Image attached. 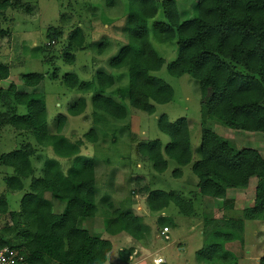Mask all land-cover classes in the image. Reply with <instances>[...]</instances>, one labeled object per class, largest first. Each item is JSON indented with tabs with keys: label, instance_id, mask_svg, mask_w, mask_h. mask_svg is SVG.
<instances>
[{
	"label": "rangeland",
	"instance_id": "1",
	"mask_svg": "<svg viewBox=\"0 0 264 264\" xmlns=\"http://www.w3.org/2000/svg\"><path fill=\"white\" fill-rule=\"evenodd\" d=\"M152 2L154 12L146 20L142 39L148 57L142 78L152 86L147 92L146 109L130 106L129 69L110 66L120 50L133 39L128 31V18L133 8L130 0H11L12 6L2 11V25L7 35L0 37V64H11V68L8 78L0 81V88H8L13 83L24 90L20 87L23 86L22 74H45L43 81L31 93L43 96L48 130L53 133L57 115L66 114L68 104L82 95L67 90L61 83L63 76L75 74L81 84L90 83V92L83 95L88 102L85 113L78 117L68 116L62 129L68 140H82L79 155L95 160L96 214L81 221L78 226L87 228L91 236L107 238L104 214L112 209L125 212L131 208L143 219L149 231L141 240L125 233L113 239L116 251L111 264H124V260H128L126 264H153L161 257L163 264H199L194 259V252L213 241L212 238L207 241L200 235V229L203 230L206 223L204 218L209 214L204 210V204H200L197 198L188 204L190 193L195 190L198 181L191 171V164L200 158L202 125L228 140L235 149H254L263 157L264 138L259 132L229 129L217 119L202 113L196 54L182 58L186 46L198 41L197 34L184 37L179 33L184 22L195 19L194 5L197 0H175L176 22L167 18L166 0ZM160 25L166 29L167 26L173 27L174 38L163 41L156 29ZM78 29L82 45L70 48L69 39ZM98 72L113 78L114 84L104 94L126 108L124 121H114L103 113L94 120L91 97L99 92ZM11 112L0 105V115L6 118ZM15 112L22 115L26 110L17 107ZM91 130L95 131L96 141L93 143L85 137ZM28 144L35 151L31 157L34 176H41L43 163L48 158H54L62 173H67L72 164L71 158H57L51 149L38 145L31 133L18 132L6 123H0L1 154L24 149ZM190 153L192 162L184 167L189 163ZM196 168L199 176V164ZM11 172L10 168L0 166V195H5L8 207L6 213L0 215V235L16 246L25 264L27 252L24 244L34 234L35 220L33 216H21L20 201L30 179L24 181V191L6 192L3 178ZM189 179L193 181L191 185H188ZM255 184L256 179H251L245 200L252 197ZM184 186L187 190L183 189ZM44 197L52 203L54 213L63 212L65 202L53 198L49 191H45ZM172 200H175L174 204H171ZM248 202L244 201V204ZM219 203L210 206L217 208ZM176 206L179 213L184 210L196 216V211H199L198 219L181 216ZM199 206L204 211H200ZM161 217L168 218L165 221L168 228L166 235L162 234L164 225L157 222ZM170 218H173V223H170ZM254 224L257 222L248 221L246 238L249 248L255 245V236L260 235L258 228L253 234ZM179 244L186 247V251L180 252ZM232 246L226 247L244 259L242 264L253 263L251 255L245 256V246ZM212 261L222 264L217 259Z\"/></svg>",
	"mask_w": 264,
	"mask_h": 264
},
{
	"label": "trees",
	"instance_id": "2",
	"mask_svg": "<svg viewBox=\"0 0 264 264\" xmlns=\"http://www.w3.org/2000/svg\"><path fill=\"white\" fill-rule=\"evenodd\" d=\"M130 1L133 8L128 18V31L133 39L120 50L110 66L129 69L130 106L143 110L147 106V92L152 86L142 78L144 66L148 63L142 39L146 20L154 12L153 2ZM11 6V0H0V37L7 35L2 25V11ZM165 8L170 22L178 21L175 0H166ZM194 11L195 19L184 22L179 33L184 37L197 34L198 41L186 46L182 58L196 54L202 113L217 119L229 129L259 132L264 138V0H197ZM167 28L164 25L156 27L163 41L175 36V29L171 26ZM80 34L79 29L72 34L70 48L81 47ZM8 76V67L0 64V80ZM44 76L35 72L22 74L20 79L23 84L36 87ZM61 83L67 90L82 95L68 104L67 115H57L53 133L48 130L43 96L35 92H19L13 83L6 89L0 88V105L12 110L6 118L0 115V123H6L18 132L31 133L38 145L51 149L57 158H71L70 168L63 174L58 162L48 158L43 163L41 176H34L31 157L35 151L28 144L24 149L0 153V166L12 170L3 181L7 192L14 193L24 191V181L30 179L20 201L21 216H33L35 220L34 234L24 244L27 252L25 264H105L109 254L116 251L113 249V239L125 233L141 240L149 229L131 208L125 212L112 209L104 214L107 238L91 236L88 229L78 226L81 221L96 214L95 160L79 155L82 140H68L62 129L68 116L78 117L85 113L88 102L83 95L90 92L91 84H81L75 74L64 75ZM97 84L99 92L91 97L94 120L103 113L114 121H124L126 108L104 94L114 84L113 78L98 72ZM17 105L25 107L26 113L16 114ZM202 126L198 163L200 180L197 185L201 195L222 199L225 204L229 201L226 198L227 189H244L250 178L257 179L253 205L243 211V217L235 219L233 223L224 222L221 227L208 231L205 237L207 241L208 238L213 241L196 252L199 262L217 259L222 264H237V257L224 245L232 241L243 244V220L264 221V158L254 149H235L228 140ZM94 134L95 131L91 130L85 137L93 143L96 141ZM180 138L177 137L178 140ZM45 191L65 202L62 213L53 212L52 203L44 197ZM7 208L6 197L2 194L0 215L5 214ZM166 219L159 218L158 225L167 227ZM4 238L7 244L13 245ZM127 262L122 261L124 264ZM259 264H264V256Z\"/></svg>",
	"mask_w": 264,
	"mask_h": 264
},
{
	"label": "crops",
	"instance_id": "3",
	"mask_svg": "<svg viewBox=\"0 0 264 264\" xmlns=\"http://www.w3.org/2000/svg\"><path fill=\"white\" fill-rule=\"evenodd\" d=\"M5 65L6 67H9L8 70H10V65L11 64H3ZM30 73H35V72H30ZM38 73V72H36ZM27 74V73H26ZM45 75V74H44ZM6 80V79H4ZM0 81H3V80H0ZM11 83V82H10ZM20 87H24V90H20L19 89V86L16 85V89L17 91L19 92H25V93H31V90L36 88V87H30L28 85H24L23 86H20ZM3 89H6L3 87ZM29 89V90H28ZM17 107L19 108H24L23 106L21 105H17L16 106V109ZM26 110V109H25ZM23 115V114H22ZM9 126V125H8ZM11 127V126H10ZM13 129V128H12ZM14 130V129H13ZM260 155L262 156L261 152H259ZM200 155V154H199ZM263 157V156H262ZM264 158V157H263ZM200 161V158L197 159L196 161H194L192 164H191V171L193 173V175L198 179L196 185H195V190L194 191H191L190 193V197L189 198V201H188V204H192L193 203V200L195 198L199 199L200 201V204L203 203V207L204 210L209 213L206 215V218H204V221L206 223H204V226H203V230H201L200 232V235H203V238L205 237V234L208 233V231L212 230L213 228H216V227H221L222 223L226 222V223H233L235 219H238V218H242L243 217V211L252 206L253 205V202H254V198H255V187H256V184H257V179H256V184H255V187H254V192L252 193V197L250 198V200H245V192L248 191V186L251 184V179H253L254 177L250 178L249 179V182H248V186L244 189H227L226 190V198L229 200L228 203H225L223 204V200L222 199H216V198H212V197H209V196H205V195H201L199 193V189L197 187V185L199 184V176H198V173L196 172L197 168H196V164H198ZM189 163L183 165L184 167L189 165L191 162H192V153H190V158H189ZM4 167V166H3ZM9 168V167H8ZM11 169V168H10ZM12 171V170H11ZM182 172V171H181ZM12 173V172H11ZM10 173V174H11ZM179 178V177H177ZM192 180L189 179L188 180V185H191L192 184ZM186 186V185H185ZM184 186V190H187V187ZM251 186V185H250ZM190 191V190H188ZM7 192V190H6ZM2 195V194H1ZM4 195V194H3ZM183 199H185V197L183 196ZM244 201H249L248 203L244 204ZM219 203V207L217 208H213V206H210L211 204L215 203L216 205ZM175 203V200L171 202V204H174ZM214 204V205H215ZM206 205V206H205ZM177 207V206H176ZM199 209L200 211H204V210H201L202 209V206H199ZM177 210H178V213H179V209L177 207ZM181 213V214H180ZM179 214L183 217H196L198 219V214H199V211H196L197 215L194 216L193 213L191 214H187L185 213V211L181 210ZM193 215V216H192ZM248 221H253V220H243V244L241 245L239 241H232V242H227L225 245H224V248L226 249L227 247H231L232 245L234 246L235 244H238L239 247H242V246H245L246 247V251H245V256L247 257H250V255L252 256V261L253 263L251 264H259V261L261 259V257L264 256V238L263 235H264V221H261V220H254L255 222H257V224H254L255 226L253 227L252 229V232L253 234H256L255 233V230L258 228L259 232L258 234H260L258 237L255 236V239H256V243L255 245H251V248H249L248 246V241H247V238H246V231H247V228H248ZM170 223H173V218H170ZM87 229V228H86ZM90 232V231H89ZM161 235V234H160ZM206 238V237H205ZM227 246V247H226ZM232 246V247H233ZM186 248V247H185ZM184 247L180 246V244L178 245V249L180 250V252H184V250L186 251ZM202 248V247H201ZM201 248H198L196 250V252L201 249ZM120 249V248H119ZM226 250H229V248H227ZM196 252H194V255H195V260L196 259ZM233 253V252H232ZM114 254H115V251L113 250L109 256H108V261L105 263V264H111L112 261V257H114ZM179 254L176 253V256H178ZM236 256V255H235ZM241 256V255H240ZM160 257V256H159ZM180 257V255L178 256ZM237 257V264H242L241 260V257L239 258L238 256ZM162 258V257H161ZM245 258V257H244ZM163 259V258H162ZM244 260V259H243ZM199 262V261H198ZM153 264H156L155 262H152ZM163 263H164V260H163ZM162 263V264H163ZM201 263H204V264H215L214 261H210V260H206V261H202V262H199V264ZM246 264V263H245Z\"/></svg>",
	"mask_w": 264,
	"mask_h": 264
},
{
	"label": "built area",
	"instance_id": "4",
	"mask_svg": "<svg viewBox=\"0 0 264 264\" xmlns=\"http://www.w3.org/2000/svg\"><path fill=\"white\" fill-rule=\"evenodd\" d=\"M168 228H163V235H166ZM167 238V237H166ZM6 239L0 235V264H24L23 255L16 250L13 245H9L6 242ZM156 264L163 263L161 258L154 260Z\"/></svg>",
	"mask_w": 264,
	"mask_h": 264
}]
</instances>
